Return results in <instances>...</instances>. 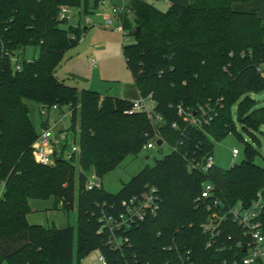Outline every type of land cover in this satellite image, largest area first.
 I'll return each mask as SVG.
<instances>
[{
	"label": "trees",
	"instance_id": "1",
	"mask_svg": "<svg viewBox=\"0 0 264 264\" xmlns=\"http://www.w3.org/2000/svg\"><path fill=\"white\" fill-rule=\"evenodd\" d=\"M100 1L93 0L92 7ZM251 1H172L166 10L150 0L128 1L132 20L128 12L122 14L123 36H133L137 25L140 32L122 45V56L140 95L152 99L153 112L161 117L155 121L144 112L125 113L128 99L78 89L56 76L64 52L87 29L62 27L60 6L84 4L86 12L88 0H0V264H72L74 242L77 264L94 250L107 264H241L242 230L227 217L212 238L202 227L212 213L209 201L198 197L211 182L212 196L220 201L213 210L220 215L261 197L264 234L259 151L245 141L240 163L202 169L213 142L238 133L234 106L245 134L256 140L264 127V97L258 106L252 96L264 91V23L255 9L233 6ZM28 46L38 47V56H21L20 69H14L11 57ZM26 100L48 109L57 105L61 113L69 109V130L78 146L71 160L65 158L67 140L52 165L35 160L32 145L39 133ZM200 106L211 118L196 126L190 117L202 114ZM156 137L170 145V153L142 168L118 192L86 188L91 173L102 179ZM150 188L157 196L156 212L127 230L128 245L112 248L108 233L100 231V209L120 211L123 201L143 197ZM48 198L64 212L77 202L75 240L73 227L28 222L29 201Z\"/></svg>",
	"mask_w": 264,
	"mask_h": 264
},
{
	"label": "rangeland",
	"instance_id": "2",
	"mask_svg": "<svg viewBox=\"0 0 264 264\" xmlns=\"http://www.w3.org/2000/svg\"><path fill=\"white\" fill-rule=\"evenodd\" d=\"M92 1L88 0L87 11H84V4L79 7H71L72 17L62 20V27H66L67 23L73 25L75 21H80L79 27L82 29L85 25L87 29L79 34V40L70 46L63 54L56 75L63 78L68 84L77 85L78 88H87L100 92L101 94L119 95L122 90L133 91V80L131 73L126 68L124 58L122 56V45L132 43L134 37L129 35L124 37L123 31L120 29L121 20L113 19L110 23H105L103 16L112 11L115 6L128 3L129 0H101L97 7H92ZM154 5L166 10L167 3L164 0H150ZM236 9L252 10L255 9L264 23V0H252L249 3L235 2L233 4ZM242 7V8H241ZM127 18L132 20L130 12ZM89 18L92 22L85 23V19ZM38 47L28 46L24 49L21 56L32 59L38 56ZM94 58L98 62V66L92 68L88 61ZM257 101L258 106L262 105L264 91L252 95ZM29 109V117L38 133L41 132L42 121L46 119V115L40 113L41 107L33 101L26 100ZM234 106L232 109L237 132L242 134V140L238 133L232 132L219 141L213 142L212 157L214 164L221 168H229L232 164L240 163L244 157L245 141L250 142L259 154L255 157V162L264 167V127L261 131L255 133V139L245 134L236 117ZM58 110H51L50 116L56 119ZM65 116L61 118L56 125L53 121H49V125L54 126V131H64L68 133L69 139L73 138V133L69 130L70 112L67 107H63ZM156 137L154 139L153 148H143L135 156H127L119 166L111 170L103 176L102 179L96 178L94 174H90L93 181L101 183L102 188L110 193H116L122 184L129 181L132 176L136 175L145 166H153L157 159L170 153L171 147L166 142L157 145ZM70 142V141H69ZM71 142L69 143V145ZM237 148L239 153L232 156V149ZM77 195V190L75 196ZM53 199H31L29 201L30 211L27 214V220L30 224H40L45 227L55 226L56 228L73 227L74 240L76 237V218H77V202L73 209L64 212L61 209L52 207ZM100 253L97 250L90 252L84 257L80 264H100L98 260ZM72 264H77V253L74 242V251Z\"/></svg>",
	"mask_w": 264,
	"mask_h": 264
},
{
	"label": "built area",
	"instance_id": "3",
	"mask_svg": "<svg viewBox=\"0 0 264 264\" xmlns=\"http://www.w3.org/2000/svg\"><path fill=\"white\" fill-rule=\"evenodd\" d=\"M129 12L126 5L115 6L112 8L110 14L104 17L105 23H110L115 18L121 20L123 13ZM71 7L67 5L60 6L59 19L71 18ZM120 29L123 31L122 26ZM124 32V31H123ZM20 57L19 55H13L11 61L14 69H20ZM91 66H96L95 60L91 59ZM204 108L200 106L202 114L199 116L190 117L192 124L200 126L202 122L210 120L211 116L204 117ZM57 105H53L51 108L41 107L40 113L46 115V126H43L41 132L38 134V138L33 143V156L35 160L43 165H52L54 163V153L59 152L64 140H67L68 148L65 151V158L72 159L74 153L78 151V146L74 142V137L69 139L66 130L60 131L57 135L54 134L51 126L48 125L50 119V111L57 110ZM144 112L148 117L155 121H161V117L153 112V101L150 96L139 97L138 99L131 100V106L124 112L132 114L134 112ZM70 141V142H69ZM145 148H153L154 142L149 141L145 144ZM239 153L237 148L232 149V156L235 157ZM214 165L212 155L208 156L202 167L203 170L210 168ZM101 183L93 181L90 178L87 179L86 188H100ZM214 186L211 182L203 184L202 190L199 195V199L207 200V209L212 210L211 215L207 218V221L203 223L202 227L204 232H207L212 236H216L218 233V225L222 220L227 217L240 227L242 234L246 240L238 241L237 245L243 248L244 256L241 258V264H264V234L262 233V226L260 221V213L262 210V199L259 197L254 200L248 207H244L237 204L230 207L223 214H219L213 210V207L220 205V201L214 198L212 191ZM4 183H0V197L3 194ZM113 210V206L111 207ZM157 209V196L154 193V188H150L143 197H132L126 201H123V209L120 211L110 212L108 208H101L99 212V221L101 222L100 231H106L108 233V240L112 248L119 249L124 245L129 244V237L126 234L127 230L135 223L145 220L147 217L154 215ZM210 242L208 243V245ZM98 260L100 264H107L105 256L100 253Z\"/></svg>",
	"mask_w": 264,
	"mask_h": 264
},
{
	"label": "crops",
	"instance_id": "4",
	"mask_svg": "<svg viewBox=\"0 0 264 264\" xmlns=\"http://www.w3.org/2000/svg\"><path fill=\"white\" fill-rule=\"evenodd\" d=\"M166 3H167V5L170 3V2H172V1H176V2H178V3H180V4H183V5H187V4H189L190 2H191V0H164ZM127 4V3H126ZM126 4H121V5H126ZM242 8V7H241ZM241 10H244V9H241ZM111 13V12H110ZM110 13H108V14H110ZM108 14H105L104 16H103V19H104V17L106 16V15H108ZM92 21L89 19V18H86L85 19V23H87V24H90ZM73 25L74 26H76V25H80V21H75L74 23H73ZM86 26V25H85ZM87 27V26H86ZM91 59H93V60H95L94 58H91ZM91 59L88 61V64H89V66L90 67H92V68H96L97 66H98V62L95 60V62H96V66H91L90 65V61H91ZM124 63H125V61H124ZM57 76V75H56ZM58 77V76H57ZM59 78V77H58ZM60 79H62L63 81H65L63 78H60ZM132 80H133V78H132ZM66 82V81H65ZM67 83V82H66ZM71 85V84H70ZM73 85V84H72ZM73 86H76L77 88H78V86L75 84V85H73ZM78 89H81V88H78ZM102 95H110V94H103L102 93ZM112 96H114V95H112ZM115 96H119V97H122V98H125V99H128V100H135V99H138L139 97H141V95H140V93H139V91H138V89H137V87H136V85H135V83H134V80H133V91H127V90H122L121 91V93L119 94V95H115ZM63 116H65V113H61V112H58V114L56 115V119L53 117L52 118V116H50V119L48 120V125H49V121H53V125H56L59 121H61L62 119L61 118H63ZM50 126V125H49ZM51 127H52V129L54 130V126H52L51 125ZM60 131H54V134L55 135H57L58 133H59Z\"/></svg>",
	"mask_w": 264,
	"mask_h": 264
},
{
	"label": "water",
	"instance_id": "5",
	"mask_svg": "<svg viewBox=\"0 0 264 264\" xmlns=\"http://www.w3.org/2000/svg\"><path fill=\"white\" fill-rule=\"evenodd\" d=\"M139 32H140V26L137 25V26H135L133 28L132 35L135 37V36H137L139 34ZM156 143H157V145H161L162 141L161 140H157Z\"/></svg>",
	"mask_w": 264,
	"mask_h": 264
}]
</instances>
